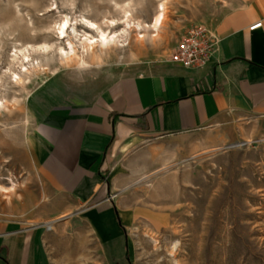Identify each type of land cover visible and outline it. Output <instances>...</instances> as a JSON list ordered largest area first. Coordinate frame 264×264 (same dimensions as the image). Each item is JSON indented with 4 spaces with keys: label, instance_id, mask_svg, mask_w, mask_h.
Masks as SVG:
<instances>
[{
    "label": "rangeland",
    "instance_id": "rangeland-1",
    "mask_svg": "<svg viewBox=\"0 0 264 264\" xmlns=\"http://www.w3.org/2000/svg\"><path fill=\"white\" fill-rule=\"evenodd\" d=\"M235 1L0 0V220L45 230L61 222L71 228L63 236L64 264H94V244L85 261L79 243L80 212L94 208L59 217L69 200L39 176L38 126L58 110L89 107L121 77L151 70L184 32L212 28ZM161 4L165 19L154 32ZM123 11L130 30L120 35ZM83 19L117 33V46L102 53L93 46L99 59H92L84 40L98 35ZM137 23L147 28L135 31ZM112 164L110 200L96 209L118 213L128 264H264V119L150 140Z\"/></svg>",
    "mask_w": 264,
    "mask_h": 264
},
{
    "label": "crops",
    "instance_id": "crops-1",
    "mask_svg": "<svg viewBox=\"0 0 264 264\" xmlns=\"http://www.w3.org/2000/svg\"><path fill=\"white\" fill-rule=\"evenodd\" d=\"M259 22L261 27L249 30ZM208 30L219 45L205 67L184 69L160 60L145 73L115 80L89 107L58 110L38 126L39 176L54 194L69 200L59 217L85 205L94 208L80 212L83 260L91 258L85 248L93 243L98 250L94 264H128L115 215L97 210L110 200L114 157L150 140L264 119V0H236ZM55 222L44 224L51 223L47 232L43 226L0 220V264H64L63 236L71 228L61 222L53 227Z\"/></svg>",
    "mask_w": 264,
    "mask_h": 264
},
{
    "label": "built area",
    "instance_id": "built-area-1",
    "mask_svg": "<svg viewBox=\"0 0 264 264\" xmlns=\"http://www.w3.org/2000/svg\"><path fill=\"white\" fill-rule=\"evenodd\" d=\"M261 22L249 30L261 27ZM219 39L202 26L193 27L184 32L173 46L169 62L184 69L205 67L218 50ZM46 227V226H45ZM48 230V228L46 227Z\"/></svg>",
    "mask_w": 264,
    "mask_h": 264
},
{
    "label": "bare ground",
    "instance_id": "bare-ground-1",
    "mask_svg": "<svg viewBox=\"0 0 264 264\" xmlns=\"http://www.w3.org/2000/svg\"><path fill=\"white\" fill-rule=\"evenodd\" d=\"M129 2L126 3L125 6L123 5L127 9L130 8V5H131ZM165 11H166L165 5L164 4L159 5V7L157 9V14L155 15V17L153 19V22H152V25H151V28L154 30V32L157 31L162 26V24L164 22V19H165ZM123 12H124V17H123V19H124V28L121 31V34L120 35L125 34L126 31H127V29L130 30V23H129V21H130L131 15H130L129 11H123ZM82 23H83L84 27L88 31H90V32L96 31V33L98 35L97 36V40L94 39L95 40L94 42H93V39L92 38H89V37H86L85 40H84L85 41L84 48L85 49H87V48L88 49H91L92 59H95V58L96 59H99V57L98 56H95V53L93 52V49H92L93 46H97V48H99L100 52L102 53L104 51H107V50L111 49L112 47L115 48V46H117V43H119V41H118L119 36L117 35V33L111 34V33H108V32L107 33L106 32H103L96 24H94L92 22H89V21H86L84 19H83V22ZM67 24L68 23H63L61 25V27H60V34L62 35V37H64ZM105 24H107V23H105ZM109 25L111 27H115L116 26V23L110 22ZM146 28L147 27H145V26L143 27L141 24L137 23L136 24L135 31L136 30H141V29H146ZM136 39H143V36H141L140 33H137L136 34ZM73 50L71 48V52L72 53H74ZM73 56L75 57L74 54H73ZM66 60L67 61L68 60H71V58H66ZM0 191L2 193V191H4V189L0 187ZM47 228L48 229L51 228V223H49L47 225Z\"/></svg>",
    "mask_w": 264,
    "mask_h": 264
},
{
    "label": "trees",
    "instance_id": "trees-1",
    "mask_svg": "<svg viewBox=\"0 0 264 264\" xmlns=\"http://www.w3.org/2000/svg\"><path fill=\"white\" fill-rule=\"evenodd\" d=\"M115 216L117 218L118 223L120 224V218H119L118 213L116 212V210H115Z\"/></svg>",
    "mask_w": 264,
    "mask_h": 264
}]
</instances>
